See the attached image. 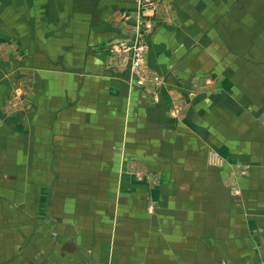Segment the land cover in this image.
Returning <instances> with one entry per match:
<instances>
[{"label": "crops", "instance_id": "0c3cea01", "mask_svg": "<svg viewBox=\"0 0 264 264\" xmlns=\"http://www.w3.org/2000/svg\"><path fill=\"white\" fill-rule=\"evenodd\" d=\"M157 1L146 62L161 86L135 84L108 51L130 41L137 0H0V37L11 36L20 73L25 61L32 77L29 133L0 112V138L15 134L18 186L24 161L37 172L40 145L52 148L53 173L71 174L83 200L110 217L88 233L110 237L95 264H230L250 251L262 261L264 0ZM209 76L216 91L189 95ZM215 148L219 166L208 160ZM235 162L248 174L233 180Z\"/></svg>", "mask_w": 264, "mask_h": 264}, {"label": "rangeland", "instance_id": "374dc122", "mask_svg": "<svg viewBox=\"0 0 264 264\" xmlns=\"http://www.w3.org/2000/svg\"><path fill=\"white\" fill-rule=\"evenodd\" d=\"M162 12L157 0H137L134 11L135 23L129 27L130 41H119L109 45L112 63L128 69L132 81L137 85L148 81L155 86H161L163 83V77L146 62L149 45L145 39L150 29L151 18ZM128 15H123V19ZM23 63V72L20 73L21 63L15 59V45L11 36L0 37V68L3 69L0 72V112L8 126H19V130L29 133L32 77L25 72L30 68L29 65L26 66L28 62ZM216 89L217 80L209 76L194 83L189 95L195 96ZM183 102V99H177L175 102L173 111L176 115L181 112ZM14 135L13 130H8L7 135L0 138V153L7 167L6 171H0V264H95L96 260L106 259L110 253L102 252V249L107 248H103L100 241L109 240L110 237L89 234L94 230L95 233L97 230L103 231L110 217L101 216L98 211L100 208L83 200L87 189L74 188L71 174L65 173L67 176H64L62 171L57 170L53 173L47 160L52 159L55 153L52 148L48 150L46 145H40L36 160L37 172L34 170L30 172L31 161H24L25 170L21 178L19 177L22 187L19 188L18 179L13 172L16 163ZM260 142L264 147V135ZM56 143L61 142L58 140ZM72 143L77 144L76 141ZM73 144L71 146H74ZM248 144L253 147L258 145L253 139H248ZM215 149L210 152L208 160L210 164L219 166L222 165L224 157L217 148ZM235 164L237 165L236 162ZM127 170L134 173L138 179H142L138 166L130 165ZM246 174L247 168L238 164L234 166L232 178L235 180L238 175ZM54 176L56 182L51 185ZM230 191L234 195L239 189L232 187ZM127 206L126 202L122 203L125 211ZM251 206L253 209L254 200L251 201ZM148 207L153 210L154 203L149 202ZM247 218L249 220L252 218L250 213H247ZM120 225L125 226L126 221L122 220ZM253 238L254 236L248 237V247L254 242ZM251 247L252 243L249 249H253ZM247 254L246 262H243V259H231L229 263L264 264V259L259 261L256 253L250 251Z\"/></svg>", "mask_w": 264, "mask_h": 264}]
</instances>
